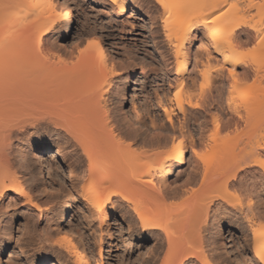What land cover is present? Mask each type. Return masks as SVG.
I'll return each instance as SVG.
<instances>
[{
	"label": "bare ground",
	"instance_id": "bare-ground-1",
	"mask_svg": "<svg viewBox=\"0 0 264 264\" xmlns=\"http://www.w3.org/2000/svg\"><path fill=\"white\" fill-rule=\"evenodd\" d=\"M108 1L119 13L127 10L129 2L161 10L157 16L163 38L173 51L176 88L185 85L182 75L189 49L196 34L202 33L219 57L215 72L224 75L226 87L215 95L201 92L196 99L189 96L185 101L176 96L175 108L183 115L188 108L202 112L216 108L211 116L215 134L233 129L240 139L246 138V145L229 163H217L212 176L205 174L200 180L196 176V143L190 132L186 139L178 136L167 148L136 153L130 149L132 143L154 146L159 138L146 139L137 128H123L106 105L115 79L117 107L120 111L127 107L133 70L124 77L116 76L119 68L99 37L87 39L73 62L56 59L46 43L56 42L60 38L55 36L57 32L80 39L74 30L70 0H0V202L11 198V191L32 201L25 172L19 176L11 171L26 164L12 154V138L18 142L20 134L31 131L39 135L50 130L63 136L66 143L79 145L87 160L82 183L71 179L62 187L58 223L66 224L76 208L79 219L94 221L92 235L98 233L100 240L102 228L113 224L135 232L139 245L123 239L114 244L116 264H264V207L259 201V189L264 185V55L259 56L264 53V0ZM248 44L251 48L244 49ZM206 67L209 70L210 63ZM222 96L224 106L219 102ZM161 110L172 124V106L163 105ZM115 130L132 139H115ZM189 150L193 160L187 170L184 157ZM140 158L145 161L138 164ZM109 159L114 164L107 165ZM70 169L72 176L73 169L82 167L71 165ZM48 181L52 184L51 176ZM30 204L39 209L33 201ZM217 208H223L220 214L231 218L241 212L248 227L236 223L239 218L209 224V212L216 216ZM114 212L117 217L110 222ZM203 230L214 231L210 240L202 239ZM234 233L236 250L229 237ZM78 234L83 235L80 230ZM153 236L160 241L155 249L144 245V258L141 241ZM75 238L63 233L74 264L110 263L105 262L101 245L97 253L87 240ZM7 254L6 242L0 239V264ZM110 256L108 253L106 258ZM47 259L43 255L37 263L63 264Z\"/></svg>",
	"mask_w": 264,
	"mask_h": 264
},
{
	"label": "rangeland",
	"instance_id": "rangeland-1",
	"mask_svg": "<svg viewBox=\"0 0 264 264\" xmlns=\"http://www.w3.org/2000/svg\"><path fill=\"white\" fill-rule=\"evenodd\" d=\"M70 2L74 30L80 39H74L69 35L64 36L63 32L59 31L55 34L56 37L60 36L56 39L58 44L49 40L46 44L56 59L62 60L63 58L67 62H73V59L76 60L77 51L83 49L87 39L102 38L109 47L107 51L114 57L117 69L119 68L116 76L124 77L133 70L129 104L123 111L118 109L115 95L117 81L115 82L114 79L112 91L107 97V109L110 108V114L115 118L114 121H117L123 128L128 127L129 130L137 128L141 137L147 139L156 136L160 143L147 146L138 141L131 144V150L138 153L144 149L167 148L176 141L178 136L186 139L185 135L190 132L194 135L196 143L199 163L196 176L199 179L205 174L212 176L213 168L217 163L220 161L229 163L234 155L246 145V142L244 143L246 138L240 139L235 132L231 131L233 129L215 134L211 116L215 115L216 108L209 107L207 111L205 110L206 112H202L201 109H189L184 105L188 108L185 115L175 108L176 96L185 101L189 96L196 99L201 92L210 91L209 93L215 95L217 91L226 87L224 75L215 72L219 69V57L211 51L201 32L196 34L197 40L193 41L190 46L189 60L182 75L185 85L179 89L175 87L173 51L163 38L160 17L157 16L160 15V9L155 12L148 9L149 4L141 2L138 6H134L129 2L126 6L127 10L119 13L110 6L108 0H70ZM18 24L19 21L16 22V25ZM250 48L249 44L244 46V49ZM263 55L264 53L261 52L259 56ZM206 59H209V62ZM209 63L211 68L207 70L206 65ZM205 71L208 72L205 73ZM223 99L224 96L219 99L222 106H224ZM163 105H170L173 108L172 124L167 121L161 110ZM102 109L98 112L100 113ZM111 127L108 124L107 129ZM18 136H21L20 138L24 141L19 138L17 142L12 138V146H10L12 150H10L18 160L21 158L22 163L26 164L20 167L16 165L11 171L19 176L25 172L23 177L29 185L30 198L39 205V209L30 204L32 201L29 203L23 196L16 195L12 191L10 192L12 199L4 197L1 200L0 239L4 238L8 250L4 264H38V260L43 255H47V260L74 264L73 257L62 239L64 232L71 233V236L76 237L75 240L79 238L81 241L87 240L97 253L98 246L101 245L105 262L109 260V264H116L114 244H117L120 239L128 244H140V241L135 238V232L128 231L125 225L121 224H113L109 228L103 227L100 240L98 233L92 235L94 221L90 218L79 219L76 208L69 214V221L66 224L58 223L56 213L61 208L62 187L68 185L67 182L71 179H74L76 183H82V179L86 176L87 160L82 155L79 145L72 146L66 143L63 136L53 134L50 130L39 135H32L29 131ZM115 139L126 142L132 138L115 130ZM192 160L193 155L189 150L184 157L187 170L191 167ZM144 161L143 158L137 160L138 164ZM28 164L30 166H27ZM112 164L114 160L109 159L107 165ZM71 165L81 166L82 169H73L74 175L70 176ZM32 171L36 172L35 176H31ZM50 176L53 179L52 184L48 181ZM246 176L249 175L246 174ZM198 183L197 180V184L193 185L194 189L198 187ZM259 190V201L264 207V185ZM217 209L216 216L211 215L212 211L209 212V224L211 222L215 225L219 219L239 218L236 223L245 224L244 227H248L241 212V214L235 213V218H231L230 215L220 214L223 208ZM113 217H117L116 212L112 213L110 222L113 221ZM78 230L83 235L78 234ZM212 235H214L212 230L200 232V236L205 240H210ZM85 236L86 239H84ZM229 237L231 245L236 250L238 243L236 233ZM164 240L165 238L162 242ZM159 241L154 236L151 239L142 240L140 249L144 251V245L155 249ZM146 249L144 258L147 257ZM108 253L111 256L107 259ZM228 260L232 261L231 258ZM253 263L257 264L254 261Z\"/></svg>",
	"mask_w": 264,
	"mask_h": 264
}]
</instances>
